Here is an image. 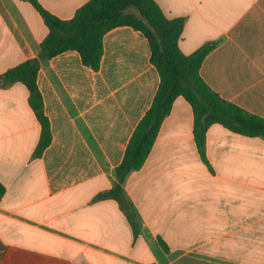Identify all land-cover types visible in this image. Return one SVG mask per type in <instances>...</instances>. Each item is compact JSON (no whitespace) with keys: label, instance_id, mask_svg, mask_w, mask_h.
Here are the masks:
<instances>
[{"label":"crops","instance_id":"crops-1","mask_svg":"<svg viewBox=\"0 0 264 264\" xmlns=\"http://www.w3.org/2000/svg\"><path fill=\"white\" fill-rule=\"evenodd\" d=\"M35 1L69 20L89 0ZM154 1L184 19L183 54L214 45L199 71L208 87L264 119V0ZM48 33L31 0H0V77L38 57ZM159 85L149 41L129 26L104 35L97 71L75 50L43 61L37 86L52 141L36 156L41 125L29 91L3 81L0 264H264V139L213 124L204 161L183 97L122 184L138 233L116 200L97 199L117 185Z\"/></svg>","mask_w":264,"mask_h":264},{"label":"trees","instance_id":"trees-1","mask_svg":"<svg viewBox=\"0 0 264 264\" xmlns=\"http://www.w3.org/2000/svg\"><path fill=\"white\" fill-rule=\"evenodd\" d=\"M31 3L43 18L49 33L40 44L38 57L10 69L0 79L4 81V86L20 82L29 91V105L41 125L36 156H40L52 141L49 121L44 115L43 100L37 86L40 64L65 51L75 50L85 66L97 71L103 55L104 35L120 26H129L142 32L149 41L151 62L160 76L158 91L150 109L136 126L124 158L115 170L117 185L97 196L98 200H116L126 211L135 234L138 233V225L124 198L122 184L131 172L144 165L176 98L183 97L192 107L194 141L204 161L206 132L213 124H220L243 136L264 139V119L222 100L201 78V64L214 45H204L191 55L183 54L178 42L184 19L167 18L154 0H89L69 20L57 18L35 0H31ZM129 8L137 10L140 17L127 13ZM3 194L4 188L0 185V198Z\"/></svg>","mask_w":264,"mask_h":264},{"label":"rangeland","instance_id":"rangeland-1","mask_svg":"<svg viewBox=\"0 0 264 264\" xmlns=\"http://www.w3.org/2000/svg\"><path fill=\"white\" fill-rule=\"evenodd\" d=\"M126 12L135 15L137 18L140 17L138 11L134 8H129Z\"/></svg>","mask_w":264,"mask_h":264},{"label":"water","instance_id":"water-1","mask_svg":"<svg viewBox=\"0 0 264 264\" xmlns=\"http://www.w3.org/2000/svg\"><path fill=\"white\" fill-rule=\"evenodd\" d=\"M3 84V81L0 79V85H2Z\"/></svg>","mask_w":264,"mask_h":264}]
</instances>
